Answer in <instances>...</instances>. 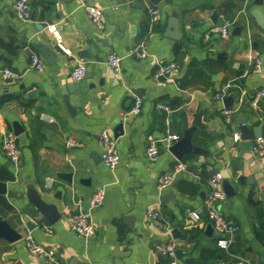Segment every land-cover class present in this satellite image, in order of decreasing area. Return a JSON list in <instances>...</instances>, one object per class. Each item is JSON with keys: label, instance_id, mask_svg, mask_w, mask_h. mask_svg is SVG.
Returning <instances> with one entry per match:
<instances>
[{"label": "crops", "instance_id": "obj_1", "mask_svg": "<svg viewBox=\"0 0 264 264\" xmlns=\"http://www.w3.org/2000/svg\"><path fill=\"white\" fill-rule=\"evenodd\" d=\"M14 2L0 0V180L7 183L0 190L7 201L0 202V215L22 236L12 241L0 230V264H169L158 245L171 240L178 264H264V152L253 150L257 137H241L238 120L245 116L250 133L262 126L264 134V100L258 108L249 105L264 86V25L258 20L264 0H31L27 18L17 14ZM86 4L102 7L101 26ZM150 6L159 10L156 19ZM175 13L178 38L166 34ZM225 21L231 22L227 37L211 30ZM140 46L147 56L132 53ZM42 47L56 58L48 61ZM34 51L43 69L32 66ZM111 53L122 57L118 68L108 62ZM170 60L177 62L172 75L155 78L158 64ZM81 61L88 71L75 81L72 69ZM5 68L22 78H5ZM189 68L178 87L175 79ZM234 79L246 95L227 121L225 107L237 104L239 90L229 94L230 105L216 93ZM136 96L143 99L138 113L132 112ZM160 102L172 111L158 107ZM198 113L203 125L192 142L208 152H188L180 160L162 138H180ZM14 122L23 127L19 134ZM104 128L116 137L121 155L114 169L102 156ZM5 130L17 136V165L4 150ZM149 135L161 138L155 160L147 150ZM178 161L186 169L173 181L179 180L177 186L160 190L159 176ZM217 171L223 173L219 208L240 225L232 236L218 231L207 215L208 181ZM98 186L106 193L93 210L94 232L81 237L70 216L87 208ZM169 191L174 194L162 201ZM34 196L56 202L61 217L50 223ZM150 207L161 209L169 229L151 220ZM28 233L53 251V259L29 251L23 240ZM223 238L228 248L219 246Z\"/></svg>", "mask_w": 264, "mask_h": 264}, {"label": "built area", "instance_id": "obj_2", "mask_svg": "<svg viewBox=\"0 0 264 264\" xmlns=\"http://www.w3.org/2000/svg\"><path fill=\"white\" fill-rule=\"evenodd\" d=\"M86 9L93 19V21L101 26L102 25V16L103 9L102 7H98L95 5L86 4ZM31 0H15L14 8L17 14L22 18H27L30 14ZM149 13L156 19L159 13V10L155 6L149 7ZM231 22L225 21L222 24L215 25L211 30L219 32L223 37H227L230 34ZM132 53H135L139 57H145L148 55V51L145 47L140 46V48L135 49ZM121 56L116 53H111L109 56L108 62L115 68H118L121 63ZM32 66L37 69H43L44 60L42 56L37 52L31 53ZM253 64L257 68H261L262 62L259 59L253 60ZM177 67V62L175 60H170L168 62L159 63L157 68L154 71L155 78H167L172 75L173 70ZM88 71L87 63L81 61L77 63L72 69V78L75 81H79L83 79ZM2 75L7 79L18 80L21 79L23 73L5 68L2 70ZM238 102L233 106L225 107V115L227 121H231L232 113L238 110L244 103V98L246 95V91L241 87L238 79L230 80L221 85L220 89L216 93V98L219 100H223L226 96L231 94L232 92H238ZM264 100V86L258 89L250 98L249 105L252 108H258L260 102ZM143 99L140 96L135 97L134 105L132 107V112L138 113L142 109ZM158 107L164 109L168 113L172 111L171 105L160 102L158 103ZM240 138L239 132H234V139L238 140ZM166 141L167 146H170L175 140L179 139V135L177 133L169 134L162 138ZM161 138H156L153 135H149L148 138V154L151 160H155L160 151ZM2 143L4 150L8 157L14 164H19L20 162V149L17 141V136L12 130H5L2 136ZM69 143L71 145L76 144V141L73 139H69ZM99 143L104 147L102 156L105 163L112 169L116 168L120 161L121 155L117 145V139L114 137L110 129L104 128L99 137ZM253 150L258 153L264 152V134L259 135L253 144ZM186 169V163L184 161H178L174 167L166 172L158 178V188L163 190L169 187L176 177ZM223 178V173L221 171L215 172L208 181L210 191L208 196L206 197L205 204L207 208V215L210 219L213 226L220 232L226 233L228 236L234 235L236 232L240 230V225L236 221L227 217L223 211L219 208V198L221 196L220 191L218 190V186ZM105 187L98 186L92 195L89 198L88 206L85 209H80L75 214H71L70 216V225L71 228L81 237L88 238L94 232V221H93V210L101 205L105 198ZM151 220L157 224L162 225L169 229L170 224L165 220L161 209L157 207H150L147 211ZM192 216L196 219L200 218V213L196 211H192ZM47 230H50V227H46ZM26 247L29 251L35 255L40 257L53 259V251L46 248L45 246L38 243L31 233H28L23 238ZM229 239L223 238L219 240L218 244L222 248H228ZM159 250L161 252L166 253L170 257L169 264H178L177 259V244L174 240L168 241L167 243H161L158 245ZM243 260L240 261V264H243Z\"/></svg>", "mask_w": 264, "mask_h": 264}, {"label": "water", "instance_id": "obj_3", "mask_svg": "<svg viewBox=\"0 0 264 264\" xmlns=\"http://www.w3.org/2000/svg\"><path fill=\"white\" fill-rule=\"evenodd\" d=\"M254 13L256 15L259 14L258 12H254ZM259 17L260 18L258 20L264 25V17L263 16H259ZM38 26L41 27L42 25L40 24ZM166 34L169 36H173L175 38H178L180 36L179 35L180 34L179 17L177 16L176 13L169 19V25L167 27ZM41 51L48 61H52L56 58V56L53 53H51V51H49L48 49L44 47L41 48ZM191 72H192V69L189 68L185 71V73L182 76L177 77L175 79V82L178 85V87L183 86V84L188 80ZM224 101L227 105H230L232 102V96H229V95L226 96L224 98ZM238 120H239V123L241 124V132H242L241 137L243 139H253L262 134V126L260 127L259 130L254 129L253 133H250L248 131L245 125L246 124L245 116H241ZM14 125H15V133L19 134L23 130V127H21V125H19L18 122H14ZM202 125L203 123L201 119V113H198L195 119L193 120V125L185 129L184 134L179 139L175 140L169 146L170 151L178 159L182 160L184 158V155L188 152H194L198 154H206L208 152L204 147L196 145L192 142V136H193L195 129L198 126H202ZM225 176H227V174ZM178 181L179 180L173 183L174 187L177 186ZM6 189H7V183L5 181L0 180V190L5 191ZM173 194H174V191H169L167 193L162 194L160 196V199L163 201L167 199L168 197L172 196ZM32 199H33V202L36 204L37 209L45 215V217L50 223H55L61 217V213L57 208L56 202L48 203L39 196H34ZM0 230H1V233L5 237H7L8 239L12 241L17 240L21 238L22 236L21 233L12 229L11 226L7 223V221L3 219L1 215H0Z\"/></svg>", "mask_w": 264, "mask_h": 264}, {"label": "trees", "instance_id": "obj_4", "mask_svg": "<svg viewBox=\"0 0 264 264\" xmlns=\"http://www.w3.org/2000/svg\"><path fill=\"white\" fill-rule=\"evenodd\" d=\"M3 176H5V177H8V178H11L12 177V175L11 174H5V175H3ZM197 187H195L194 188V190L196 189ZM0 202L1 203H6L7 201H6V199L2 196H0Z\"/></svg>", "mask_w": 264, "mask_h": 264}]
</instances>
